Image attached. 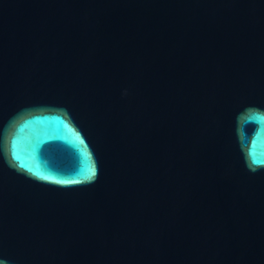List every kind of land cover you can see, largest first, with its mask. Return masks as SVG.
<instances>
[{
	"label": "water",
	"instance_id": "water-1",
	"mask_svg": "<svg viewBox=\"0 0 264 264\" xmlns=\"http://www.w3.org/2000/svg\"><path fill=\"white\" fill-rule=\"evenodd\" d=\"M0 264H264V0H0Z\"/></svg>",
	"mask_w": 264,
	"mask_h": 264
}]
</instances>
